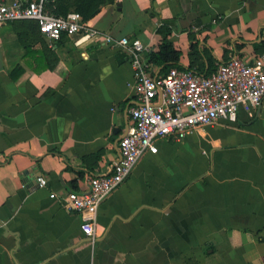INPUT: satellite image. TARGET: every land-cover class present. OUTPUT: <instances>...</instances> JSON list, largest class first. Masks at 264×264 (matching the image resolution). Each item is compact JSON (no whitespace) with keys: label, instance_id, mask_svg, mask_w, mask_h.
I'll return each mask as SVG.
<instances>
[{"label":"crops","instance_id":"obj_1","mask_svg":"<svg viewBox=\"0 0 264 264\" xmlns=\"http://www.w3.org/2000/svg\"><path fill=\"white\" fill-rule=\"evenodd\" d=\"M86 23L151 50L166 24L179 65L202 75L264 53V0H115ZM1 29L0 264H264V101L158 139L99 203L91 243L62 198L119 160L136 103L131 56L97 39L56 45L27 28L34 49L58 58L35 72L18 28ZM150 72L164 73L152 62Z\"/></svg>","mask_w":264,"mask_h":264},{"label":"built area","instance_id":"obj_2","mask_svg":"<svg viewBox=\"0 0 264 264\" xmlns=\"http://www.w3.org/2000/svg\"><path fill=\"white\" fill-rule=\"evenodd\" d=\"M49 0H0V29L8 23L32 20L42 36L58 41L62 35L76 36L75 45L94 39L113 42L125 48L134 68L136 103L129 108L131 124L119 142L120 157L104 175L88 176L84 191H70L64 204L79 213V228L93 243L94 215L101 200L115 190L129 175L144 153H156L161 138L181 140L198 127L214 124L218 119L236 120L241 107L258 108L264 101V53L254 57L232 56L216 69L202 75L185 67L173 66L164 74L153 75L151 62L143 55L150 47L138 38L114 39L81 20L78 12L56 16ZM39 186L46 178H37ZM54 197V193H50Z\"/></svg>","mask_w":264,"mask_h":264},{"label":"trees","instance_id":"obj_3","mask_svg":"<svg viewBox=\"0 0 264 264\" xmlns=\"http://www.w3.org/2000/svg\"><path fill=\"white\" fill-rule=\"evenodd\" d=\"M114 2L115 0H49L48 6L56 16H65L68 12L75 11L80 14L82 21L87 22L93 18L102 7ZM10 24H13L18 28L17 38L25 49V54L23 55L22 60L27 66L31 67L35 72H40L44 69H54L58 62V58L55 54L52 52L53 57L49 62L46 54H44L40 48L34 49L29 41L27 28H30L34 33L36 32L37 36L41 35L37 23L32 20H20L11 22ZM156 32L160 35V41L155 48L152 50L150 49L148 52L149 61L156 66L161 67V71L164 73H166L170 67H181L178 63L180 53L174 47L173 42L169 38L171 28L166 24H161ZM64 37L65 35H62V37L56 41V45H59ZM38 40L40 41L41 39L38 38ZM187 69L192 70L190 68ZM22 71V66L19 63H16L8 72L10 77L14 79Z\"/></svg>","mask_w":264,"mask_h":264},{"label":"rangeland","instance_id":"obj_4","mask_svg":"<svg viewBox=\"0 0 264 264\" xmlns=\"http://www.w3.org/2000/svg\"><path fill=\"white\" fill-rule=\"evenodd\" d=\"M2 30V29H1Z\"/></svg>","mask_w":264,"mask_h":264}]
</instances>
